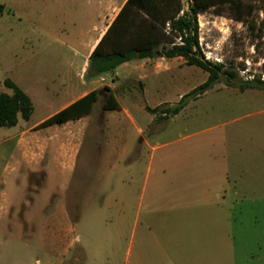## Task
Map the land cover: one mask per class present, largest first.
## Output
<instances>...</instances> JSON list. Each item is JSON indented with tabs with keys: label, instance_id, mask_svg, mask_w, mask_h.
<instances>
[{
	"label": "rangeland",
	"instance_id": "obj_1",
	"mask_svg": "<svg viewBox=\"0 0 264 264\" xmlns=\"http://www.w3.org/2000/svg\"><path fill=\"white\" fill-rule=\"evenodd\" d=\"M71 1L0 0L5 7L0 17V93L11 94L3 84L10 80L30 96L35 111L27 126L39 123L63 100L48 102L46 89H55L68 77L73 83L87 80L86 73L79 81L74 79L81 50L70 25ZM197 24L200 55L232 76L223 74L212 89L191 95L207 74L187 66L181 58H157L138 64L135 72L98 83L103 88L96 91L106 90L100 92L85 120L59 129L64 135H75L71 151L63 154L73 161L78 151L71 179L46 169L57 156L53 148L44 154L35 148L21 170L24 179L0 184V264H84V253L72 240L81 234L80 227L99 219L101 201L113 184L108 180L116 160L111 154L113 136L118 130L125 136L124 142L133 136L135 128L122 118L123 112L142 129L151 146H158L151 178L159 164L199 159L238 179L244 193L254 190L255 197L264 198L261 186L247 187L253 180H264V91L237 88L243 83L264 84V0L210 8L197 16ZM63 30L71 32L69 39L60 35ZM85 64L83 59L80 68ZM227 83L235 87H227ZM109 96L119 110L102 109ZM183 96H188L185 107L176 116L146 111L172 109ZM116 115L121 117L119 122L113 119ZM41 129L37 126L34 131ZM104 132L108 145L103 144ZM137 141L139 147L141 139ZM143 151L142 167L135 171L138 179H143L149 158L148 150ZM136 156L133 151L125 166L139 164ZM135 176L133 172L129 175L132 181ZM246 214L242 212L241 218L257 222L258 227L262 216L256 215L255 207ZM70 226H74L73 232ZM122 259L120 252L116 260L121 263Z\"/></svg>",
	"mask_w": 264,
	"mask_h": 264
},
{
	"label": "crops",
	"instance_id": "obj_2",
	"mask_svg": "<svg viewBox=\"0 0 264 264\" xmlns=\"http://www.w3.org/2000/svg\"><path fill=\"white\" fill-rule=\"evenodd\" d=\"M125 2L71 1L70 25L76 32L74 41H78L81 50V63L86 59L85 67L81 69L80 63L74 79L79 81V77L86 73L91 52ZM70 33L60 31L65 39H69ZM152 60L124 63L106 76L89 79L85 83H73L69 77L65 78L55 89L45 90L48 102L59 98L63 100L56 110L32 126H27V123L32 118L35 105L24 92L33 104L30 119L25 122L18 118L15 127L7 128V131L0 129V184L7 186L14 179L22 181L24 174L21 170L29 162L30 151L37 148L44 154L50 147L57 152V156L46 169L57 170L65 180H70L78 151L73 161L63 154L71 151L69 146L75 135H64L59 129L82 122L85 117L38 131L34 128L86 94L103 88L98 83H104L106 78L116 79L135 72L138 64L144 65ZM122 118L127 119L135 129L128 142H124L125 136L120 130L113 136L111 154L116 160L109 168L108 179L113 184L101 201V211L97 213L99 219L80 227L81 234L72 240V244L79 243V249L84 253V264H264V198L255 197L254 190L245 189L244 193L238 179L217 172L213 164L200 162L199 159L159 164L151 178L153 153L158 146L149 144L143 137L142 129L135 126L127 112H123ZM113 119L119 122L121 117L116 115ZM102 138L103 144H110L105 132ZM137 139H141L139 147ZM143 149L148 150L149 158L144 166L143 179H138L135 171L142 167ZM133 151H137L139 164L127 167L126 159ZM132 172L135 176L133 181L129 177ZM52 175L53 172L48 173V177ZM45 177V180L48 179ZM254 184L264 191V180H253L247 187L252 189ZM254 207L256 215L262 216L258 227H255L257 222L247 220L248 210L254 212ZM244 211L247 213L246 221L241 218ZM131 212V224L127 225ZM70 227L73 232L74 226ZM61 229L60 225L59 231ZM120 252L123 255L121 263L116 260Z\"/></svg>",
	"mask_w": 264,
	"mask_h": 264
},
{
	"label": "trees",
	"instance_id": "obj_3",
	"mask_svg": "<svg viewBox=\"0 0 264 264\" xmlns=\"http://www.w3.org/2000/svg\"><path fill=\"white\" fill-rule=\"evenodd\" d=\"M241 0H191L187 11H182V0H126L107 31L98 41L88 59L86 77L96 79L113 72L118 66L143 59L181 58L189 67H196L207 74L206 81L192 94L201 95L212 89L221 75V65H213L200 55L198 43L197 16L219 5H236ZM5 7L0 5V17ZM182 11V14H180ZM11 95L0 93V129L17 125L18 118L27 122L33 112L29 97L10 80L4 81ZM227 87L235 85L227 83ZM239 91L261 90L264 84L243 83ZM100 91H92L55 113L39 126H61L90 114ZM183 96L172 109L159 111L158 108L146 109L152 115L176 116L185 107ZM103 110L117 111L119 105L111 96L104 101Z\"/></svg>",
	"mask_w": 264,
	"mask_h": 264
},
{
	"label": "built area",
	"instance_id": "obj_4",
	"mask_svg": "<svg viewBox=\"0 0 264 264\" xmlns=\"http://www.w3.org/2000/svg\"><path fill=\"white\" fill-rule=\"evenodd\" d=\"M191 0H182V11H187ZM182 11L180 14H182Z\"/></svg>",
	"mask_w": 264,
	"mask_h": 264
}]
</instances>
